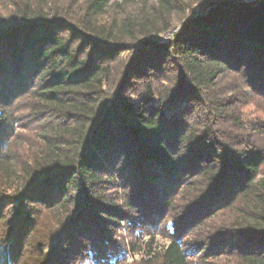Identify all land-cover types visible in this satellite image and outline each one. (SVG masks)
<instances>
[{"label": "trees", "instance_id": "16d2710c", "mask_svg": "<svg viewBox=\"0 0 264 264\" xmlns=\"http://www.w3.org/2000/svg\"><path fill=\"white\" fill-rule=\"evenodd\" d=\"M16 100L48 123L36 158L0 160L3 178L28 175L24 201L63 227L75 216L68 236L91 245L55 264H118L121 226L163 209L178 219L143 264H264V122L242 116L264 103V0H0V133ZM21 223L23 247L47 243Z\"/></svg>", "mask_w": 264, "mask_h": 264}, {"label": "rangeland", "instance_id": "374dc122", "mask_svg": "<svg viewBox=\"0 0 264 264\" xmlns=\"http://www.w3.org/2000/svg\"><path fill=\"white\" fill-rule=\"evenodd\" d=\"M121 1L122 0H112V3L117 6ZM179 28L178 25L175 29L168 32L165 35V38H171ZM231 79L232 78L230 77H224L221 86L225 85L229 87ZM33 107H36L35 103L26 100H16L8 109L10 119L7 122L4 131L0 133V160L5 158L10 160L14 159L19 165H23L38 156V150L42 147L43 143L42 128L48 123V121L46 118L41 119L38 115H35V112L32 110ZM242 116L245 123L249 126L260 121L264 122V103L245 107L242 111ZM1 169L2 164L0 163V242L8 237L10 231L12 232V238L8 240L5 245V252H10L13 258L4 262L1 261L0 264H34L36 261V257L33 255L34 247H36L37 251L43 249L46 253L51 252L50 264H55L59 260H69V254L76 253L75 247L78 245L85 243L87 246H91L85 241L80 243L82 241L81 239L72 240L68 236V230L65 229L70 225V227H72V225L76 223L74 222L77 219L75 216H73L71 222L70 219H67L68 217H65L64 223L67 224V226L63 227L57 223L59 221L57 216L63 218L65 216L64 212L55 216V213L52 214L44 209H38L39 205L32 206L24 201L23 194L26 193L24 191L22 192V190L26 187V183L29 179L28 175L17 174L12 180H8L3 178ZM17 171H19V169ZM122 181L119 180L118 183H121ZM111 193L113 198L119 199L118 195H116L117 191H115L114 188ZM120 198H122V196H120ZM14 199H18L21 202L24 201L23 205H21L22 216L29 217L30 220L42 224V226L37 229V234L35 235L43 238L45 237L44 239L47 240V243H42L36 238L33 241V247H23L24 240L22 241V237H18L17 235H19L18 229L20 228V225H22L21 222L24 217L13 218V213L9 210V204L7 203ZM68 210L71 212L69 215L71 217L74 212L71 211V209ZM2 218L4 219L2 220ZM14 219L17 220L19 224L18 227L15 223L14 226L12 225ZM155 219H148V222L146 223H125L121 226L120 231L117 234L118 238L114 241L118 246L117 251L120 253L127 251V257L124 256L123 260H120L118 264H143V252L147 249L146 244H151L152 249L156 251H160L163 247L168 246V240L171 234L169 227H172V223L178 218L177 216H174L172 211L168 212V210L163 209L160 216ZM4 220L5 222L3 223ZM148 234L150 236H147ZM17 238H19V241H17ZM130 245H133L135 250H141L142 252L134 255L133 251L130 250ZM54 251H59V257H53L55 254L52 252ZM30 256L34 258L30 260ZM15 257L19 258L18 262L14 259ZM71 258L77 259L74 255H72Z\"/></svg>", "mask_w": 264, "mask_h": 264}]
</instances>
